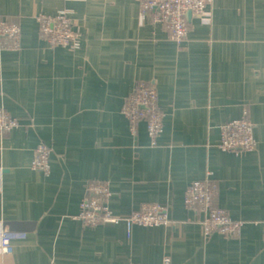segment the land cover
<instances>
[{"label": "crops", "instance_id": "crops-1", "mask_svg": "<svg viewBox=\"0 0 264 264\" xmlns=\"http://www.w3.org/2000/svg\"><path fill=\"white\" fill-rule=\"evenodd\" d=\"M62 10L76 39L53 46L37 16ZM0 18L21 28L16 48L0 39V107L20 119L0 132V226L35 222L16 230L26 235L13 252L0 249V264H264V0H212L181 42L141 21L138 0H0ZM137 81L159 92L157 145L122 112ZM243 116L257 148L221 149V124ZM40 141L49 173L32 167ZM199 178L217 183L214 205L245 221L239 234L207 233L205 214L185 205ZM100 180L115 213L158 201L171 220L129 234L73 217Z\"/></svg>", "mask_w": 264, "mask_h": 264}, {"label": "built area", "instance_id": "built-area-1", "mask_svg": "<svg viewBox=\"0 0 264 264\" xmlns=\"http://www.w3.org/2000/svg\"><path fill=\"white\" fill-rule=\"evenodd\" d=\"M140 5V20L149 16L154 22L167 24L171 29V37L177 42L183 41L189 34L187 12L204 13L212 0H138ZM40 29L53 46H68L76 39L69 12H42L37 16ZM0 39L16 48L21 40V28L7 18H0ZM122 112L130 120L133 131L140 122L147 126V132L152 145H157L165 126V113L160 106L159 92L147 81H137L126 98ZM20 124V119L6 108L0 107V132L11 131ZM259 143L255 134V123L247 116L230 119L221 124V138L218 146L224 150L254 151ZM51 147L43 141L37 143L32 167L46 173L51 171ZM218 185L208 179H194L187 186L184 202L187 207L205 215L202 222L207 233L221 231L228 235L241 232L245 221L233 217L229 211L214 205V197ZM112 190L109 180L92 181L87 186V195L83 198L81 208L73 217L85 220L93 226L124 223L128 233L141 226H155L168 223L170 218L167 204L158 201L140 203L128 213H115L109 204ZM25 232L0 226V249L5 253L14 251V241L25 236ZM171 262L166 257L164 264Z\"/></svg>", "mask_w": 264, "mask_h": 264}, {"label": "water", "instance_id": "water-1", "mask_svg": "<svg viewBox=\"0 0 264 264\" xmlns=\"http://www.w3.org/2000/svg\"><path fill=\"white\" fill-rule=\"evenodd\" d=\"M193 11L190 9L187 12V19L190 21L192 19ZM5 224L9 225V227L13 230H32L35 228L34 221H26V220H10Z\"/></svg>", "mask_w": 264, "mask_h": 264}, {"label": "rangeland", "instance_id": "rangeland-1", "mask_svg": "<svg viewBox=\"0 0 264 264\" xmlns=\"http://www.w3.org/2000/svg\"><path fill=\"white\" fill-rule=\"evenodd\" d=\"M69 16L71 17V14L69 13Z\"/></svg>", "mask_w": 264, "mask_h": 264}]
</instances>
